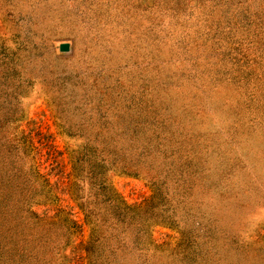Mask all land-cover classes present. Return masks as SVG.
<instances>
[{
  "label": "rangeland",
  "instance_id": "374dc122",
  "mask_svg": "<svg viewBox=\"0 0 264 264\" xmlns=\"http://www.w3.org/2000/svg\"><path fill=\"white\" fill-rule=\"evenodd\" d=\"M5 184L0 264H264V0H0Z\"/></svg>",
  "mask_w": 264,
  "mask_h": 264
},
{
  "label": "trees",
  "instance_id": "16d2710c",
  "mask_svg": "<svg viewBox=\"0 0 264 264\" xmlns=\"http://www.w3.org/2000/svg\"><path fill=\"white\" fill-rule=\"evenodd\" d=\"M7 190V184H5V185H2V186H0V197L1 196H3V194H4V192ZM8 193V192H7ZM117 197V196H116ZM112 208L114 209V211H115V213H119V214H121V208L122 207H120L119 205H112ZM2 212H3V207H2V205H1V203H0V216H2L3 217V214H2ZM48 215H45V217H47ZM45 219V218H44Z\"/></svg>",
  "mask_w": 264,
  "mask_h": 264
},
{
  "label": "water",
  "instance_id": "95a60500",
  "mask_svg": "<svg viewBox=\"0 0 264 264\" xmlns=\"http://www.w3.org/2000/svg\"><path fill=\"white\" fill-rule=\"evenodd\" d=\"M61 51H68L70 49V45L68 42H62L59 46Z\"/></svg>",
  "mask_w": 264,
  "mask_h": 264
}]
</instances>
